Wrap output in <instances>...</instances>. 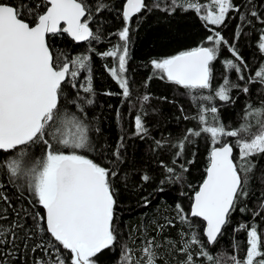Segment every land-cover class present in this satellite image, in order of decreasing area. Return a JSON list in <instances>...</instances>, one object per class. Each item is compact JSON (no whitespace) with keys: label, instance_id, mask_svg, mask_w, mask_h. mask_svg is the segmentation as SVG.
<instances>
[{"label":"snow or ice","instance_id":"6c2138e0","mask_svg":"<svg viewBox=\"0 0 264 264\" xmlns=\"http://www.w3.org/2000/svg\"><path fill=\"white\" fill-rule=\"evenodd\" d=\"M104 7L100 2L93 10L86 0H0V172L21 196L31 197L29 204L33 206L30 209L21 205L17 210L0 184V201L6 205L0 208V264H17L20 255L37 252L40 255L32 264H100L104 251L118 245L123 264H133L135 251L141 253L135 264H157L158 250L168 246L185 256L180 264H197V259L202 264H222L218 256L223 253L216 254L215 246L232 224L236 211L242 215L250 213L251 220H242L233 227L232 252L223 264H264V226L256 222L257 217L264 220V191L257 197L256 209L249 208L247 203L253 195L252 182L264 186V169L256 174L259 160L264 158V100L254 106L250 99L255 85H259L257 93L264 95V62L250 72L236 43L230 44L220 31L209 27L224 24L230 13H236L240 23L234 39L238 40L253 19L264 25V11L256 8L254 0L243 3L170 0L163 7L157 0L151 8L146 0H125L124 26L115 34L119 42L99 53L113 58V66L107 70L124 98L132 94L127 64L134 18L142 17L152 8L167 14L194 11L210 33L195 47L149 62L154 70L149 81L159 78L186 90L185 94L198 107L196 116H184V119L196 120L199 127L186 129L171 144L176 149L171 166L163 159L159 162L166 173L160 184L184 180L188 166L195 163L196 153L184 163L178 161L184 158L187 146L194 144L195 138L206 135L211 147L206 174L198 189L193 190L190 213H185L177 203L175 219L156 224L158 234L167 227H175L176 221L186 225L187 230L181 228L178 233L179 241L145 236L141 247L134 250L127 244L121 245L119 227V185L127 187L129 178L120 168L125 162V137L121 136L107 163L90 158L92 153L100 151V145L94 140L99 128L89 119V110L84 105H92L94 101L87 98L62 103L61 96L62 84L71 78V86L75 88V78L82 70L87 71L88 79L87 86L81 85V88L87 94H95L91 56L81 54L69 59L63 52L54 53L50 44L52 37L62 34L77 42L99 41L100 32L90 27V21L93 12L99 13ZM222 46L232 58L222 61L223 82L214 88V65ZM257 50L264 55V27L258 30ZM232 72L236 74L235 81L228 75ZM203 90L209 94L193 95ZM234 90L249 97L242 110V122L235 128L220 120L216 105L217 100L235 104ZM150 99L149 94L140 97L141 110L134 117L133 135L141 139L149 135V113L144 106ZM117 118H120L119 110ZM225 137L235 138V142H227ZM154 143L157 149H162L169 142L155 140ZM235 148L239 150L238 157L234 156ZM140 179L147 183L152 177L145 172ZM157 191L164 189L159 187ZM142 202L145 208L152 203L147 197ZM36 205L43 214L36 210ZM9 209L13 218L5 223ZM192 218H202L205 222L201 232L195 230ZM240 232L246 233L244 249L235 238ZM45 236L49 238L45 240ZM194 247L198 249L195 253Z\"/></svg>","mask_w":264,"mask_h":264},{"label":"trees","instance_id":"16d2710c","mask_svg":"<svg viewBox=\"0 0 264 264\" xmlns=\"http://www.w3.org/2000/svg\"><path fill=\"white\" fill-rule=\"evenodd\" d=\"M94 10L98 3L102 2L105 7L101 12H93V19L90 21V27L94 31L100 32V40H89L76 43L71 40L67 34L57 35L50 39V44L54 53L63 52L69 59L81 54H90L92 68V82L95 94L90 95L83 91L81 85L87 86L88 73L82 70L75 78L76 87L73 88L71 78L62 84L63 93L61 102L65 103L71 100L78 102L90 98L94 101L92 105L85 104L88 109V117L94 122L99 132L94 135L95 143L100 145V151L92 153L90 158H95L97 162L107 163L112 159V153L116 149L121 136L125 137L124 145V163L120 165L122 174H128L127 187L120 184L119 199V227L121 245L127 244L129 247L137 250L141 247V240L145 236H155L158 240L164 237L179 241L178 233L181 228L187 230L186 225H181L176 221L175 227H167L162 234L156 232V224H164L166 219H175L176 204L179 203L185 213H189V207L192 200L194 189L203 180L205 169L208 164V154L211 147L210 140L203 135L195 138V143L187 146L184 158L178 163H184L185 160L192 158L195 152V163L189 165V171L184 173V180L179 183H164L160 181L165 178L166 173L160 166V160L163 159L166 164L171 166V160L176 149L171 147L179 138H181L186 129L198 128L199 125L194 119H184V116L193 117L198 114L197 104L185 94L186 90L177 87L174 84L153 78L148 80L153 73L150 60L176 54L180 50L189 49L199 44L203 37L210 34L204 22L194 11H178L177 13L167 14L166 12L152 8L142 17L134 18L132 24V41L130 46V58L127 64V75L131 80V96L124 98L116 81L111 77L108 68L113 66L112 57H102V53L119 42V37L115 35L124 26L122 17V7L124 0H86ZM157 0H146L151 8ZM162 7L170 0H159ZM206 3L207 0H200ZM236 3H243L244 0H235ZM262 0H254L256 8H261ZM240 23L236 13H230L229 18L220 26L214 27L217 31L229 41L236 43L240 55L249 65V71L254 72L261 62H264V55L257 50L258 30L264 27L255 19L252 20L251 26H245V32L238 40H235L236 26ZM91 49L94 51L90 52ZM231 59V53L226 47L222 46L219 59L215 62V86L223 82L225 69L222 65L224 59ZM107 65V68H106ZM230 79L236 80L234 72L228 73ZM147 86L145 87V82ZM259 85L251 89V102L258 106L264 95L258 94L256 89ZM114 93L106 95L105 93ZM79 93V97H77ZM149 94L151 99L144 106L149 113L147 125L149 127L148 137L141 139L133 135L134 117L141 110L140 97ZM208 90L203 92H194L193 95H208ZM236 99L235 104H226L223 101H216L219 108L220 120L226 125L235 128L242 122L243 107L249 97L236 90L232 93ZM166 98V99H165ZM183 109V111H181ZM117 110L120 112V118H117ZM155 140H167L169 143L162 149H157ZM225 141L234 143L235 138H224ZM238 148L234 149V156L238 157ZM264 169V158L259 160L256 174L259 175ZM179 171V168H177ZM147 172L152 180L143 183L140 179L143 173ZM0 184L4 185L3 192L8 195L12 201L13 207L19 210V206L32 208L29 204L30 196L25 194L21 196L15 186L8 183L7 176L0 172ZM189 185L191 187H189ZM163 187V192H158L157 188ZM253 195L247 201L249 208L256 209L257 197L260 192L264 191V186L256 181L252 182ZM149 198L152 203L149 207L143 206L142 198ZM3 201H0V208L5 207ZM36 210H43L36 205ZM8 220L10 223L13 215L12 209L8 211ZM251 220V214L242 215L236 211L232 215V224L224 230V235L219 238L215 246L218 258L223 261L232 252L233 227L241 221ZM155 222V223H154ZM195 230L199 233L203 228V222L197 218H192ZM256 222L264 226V220L259 217ZM31 224V220L28 221ZM49 237L45 236L47 240ZM236 240L241 242V249L246 247V233L240 232L235 234ZM135 241V243H133ZM179 247V244L177 245ZM198 249L193 248L195 253ZM160 259L157 264H180L185 259L170 246L162 247L159 250ZM65 255L67 253H64ZM243 251L240 252V258H243ZM40 253H27L20 255L17 264H32V261ZM141 253L135 251L133 264L136 257ZM100 264H123L121 260V247L115 246L105 250L100 256ZM197 264H202L201 259H197Z\"/></svg>","mask_w":264,"mask_h":264},{"label":"water","instance_id":"95a60500","mask_svg":"<svg viewBox=\"0 0 264 264\" xmlns=\"http://www.w3.org/2000/svg\"><path fill=\"white\" fill-rule=\"evenodd\" d=\"M124 3H125V0H124ZM124 3H123V5H124ZM122 9H123V7H122ZM67 36L71 39V40H73L68 34H67ZM74 41V40H73ZM74 42H76V43H81V42H84V41H80V42H77V41H74ZM208 165V164H207ZM206 168H207V166H206ZM206 170V169H205ZM205 174H206V172H205ZM205 176V175H204ZM200 183H202V181L200 182ZM199 186V185H198ZM198 189V188H197ZM193 195H194V193H193ZM193 195H192V197H193ZM191 203H192V200H191ZM190 206H191V204H190ZM189 213H190V207H189ZM197 219H199V220H201L202 222H203V220H202V218H197ZM204 224H205V222H203V227H204Z\"/></svg>","mask_w":264,"mask_h":264},{"label":"rangeland","instance_id":"374dc122","mask_svg":"<svg viewBox=\"0 0 264 264\" xmlns=\"http://www.w3.org/2000/svg\"><path fill=\"white\" fill-rule=\"evenodd\" d=\"M238 152H239V150H238Z\"/></svg>","mask_w":264,"mask_h":264}]
</instances>
